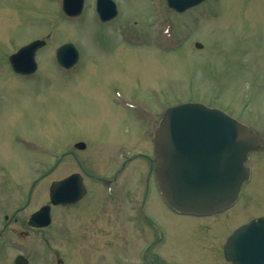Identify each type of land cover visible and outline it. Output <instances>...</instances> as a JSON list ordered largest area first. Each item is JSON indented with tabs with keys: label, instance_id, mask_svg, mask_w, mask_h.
Instances as JSON below:
<instances>
[{
	"label": "rangeland",
	"instance_id": "1",
	"mask_svg": "<svg viewBox=\"0 0 264 264\" xmlns=\"http://www.w3.org/2000/svg\"><path fill=\"white\" fill-rule=\"evenodd\" d=\"M117 2V18L103 24L96 0H85L78 17L62 12L63 0H0V166L10 170L4 196L15 187L16 177L29 174L32 154L15 142L18 134L45 142L76 137L92 147L102 142L105 149L126 138L127 110L114 99L117 87L123 90L124 99L132 93V109L149 110L152 102L159 101L166 109L202 101L245 121L264 136V0H205L181 14L158 11L163 5L167 7L166 0ZM48 34L49 46L37 56L39 70L29 77L13 73L8 56ZM126 40L132 45L130 49L122 46L121 41ZM66 42H74L81 51L78 64L68 73L59 68L53 53ZM198 42L202 48L196 46ZM35 154L43 158L39 152ZM247 164L251 178L226 216L230 232L253 216H264V148L250 154ZM69 166L61 164L39 181L38 206L45 201L43 187L66 175ZM123 201L121 195L117 200L118 260L108 263L110 249L94 254L93 248L99 247L93 245V264H130L128 246L132 242L129 244L128 223L121 218L128 214ZM96 204L93 200L90 209ZM157 213L168 230L167 249L175 251L182 264H194L190 249H181L175 242L176 232H183L174 226L192 219L165 208ZM68 216L64 207H54L52 225L32 236V246L21 248L31 264H56L55 250L66 264H84L78 251L80 223L74 214L68 226ZM133 237L136 251L132 252L138 262L141 236L135 232ZM102 243L106 245L105 237ZM18 251L0 241V264H13Z\"/></svg>",
	"mask_w": 264,
	"mask_h": 264
},
{
	"label": "flooded vegetation",
	"instance_id": "2",
	"mask_svg": "<svg viewBox=\"0 0 264 264\" xmlns=\"http://www.w3.org/2000/svg\"><path fill=\"white\" fill-rule=\"evenodd\" d=\"M167 9L160 7L157 10ZM118 14L105 23L116 19ZM48 42L49 40L36 50V59L39 52L49 46ZM121 42L125 48L130 49L132 47L127 40ZM59 47L53 49L54 57L59 68L68 73L78 63L68 69L62 67L57 60ZM37 66L35 72L28 74L11 70L18 76L29 77L39 70V64ZM122 91L121 88H115L113 96L117 101L116 103L127 110L124 122L127 123L128 135L118 143H112L111 146H108L110 149H105L106 145L101 144L102 142L92 147L89 142L76 137L57 142L50 138V141L45 142L36 141V139L25 137L22 134L15 136V142L26 151L31 152L32 158L29 174L25 175L24 178L16 177L15 187L6 196H4L5 181L8 180L10 170L6 165L0 166V241L9 248L18 249V253L23 252L21 248L32 246L33 240L35 242V239H31L32 236L52 225L51 223L46 227H38L31 223L32 215L42 206L50 204L51 187L56 180L76 175L78 185L85 189L84 195L74 203L63 207L69 213L68 226L72 225L74 214L77 223H80L79 226L82 231L79 234L80 249L78 251L81 254L82 263L93 264L90 261L93 245L99 247L93 248L96 250L94 254L100 251V254H105L104 251L110 249L111 258L108 263L112 260L117 262L118 243L116 234L119 220L117 200L122 195L123 202H126L128 214L122 215L121 218L125 217L128 223L127 234L128 237L131 236L129 244L132 242L128 246L130 255L132 254L130 264H182L176 257V252L167 249L169 245L168 230L159 221L157 215V211L161 208L168 209L171 214L176 216L192 219L185 225L177 224L174 226L183 232L182 235L178 233L179 231L176 232L175 242H178L181 249L182 246H185L186 251L190 249L189 254L194 256V264H232L227 259L225 245L232 233L226 216L234 205L212 214L198 216L178 213L166 203L154 175L155 161L153 159L154 134L166 110L165 103L162 101H159L158 104L152 102L149 110L132 109L130 107L135 100L134 96L132 93H128L124 99ZM2 95L3 93L0 92V98ZM35 152H39L43 158L37 157ZM65 163L72 165L69 166V172L59 179H52L47 182L43 187L44 193H41V197L45 201L38 206L40 200L39 181L53 174L57 167ZM134 163L137 165L130 170ZM100 165L104 166L101 171L102 166L99 167ZM40 171L43 174L38 175ZM93 200L98 204L90 209ZM109 201L111 202L108 204ZM124 203L121 204L123 207H125ZM32 206L36 207L31 209ZM54 207L52 205L51 212ZM28 208L31 210L28 211ZM87 210H90L89 213ZM78 212L81 214L78 215ZM84 212L85 216L83 217ZM262 216H253L250 220ZM135 232L141 236L142 242L141 247L136 252L140 256L138 262H135V256H133L136 251L134 248L136 245L132 241ZM104 237L107 239L105 246L102 243ZM46 242L49 243L48 240ZM62 262L61 259H58L57 264H62Z\"/></svg>",
	"mask_w": 264,
	"mask_h": 264
},
{
	"label": "water",
	"instance_id": "3",
	"mask_svg": "<svg viewBox=\"0 0 264 264\" xmlns=\"http://www.w3.org/2000/svg\"><path fill=\"white\" fill-rule=\"evenodd\" d=\"M203 0H167L177 11ZM84 0H63L69 15L82 12ZM98 10L107 20L117 13L112 0H99ZM43 40L22 47L10 56L16 71L33 72L37 68L36 50ZM198 47L202 44L197 43ZM58 59L66 67L78 60L72 43L61 46ZM259 133L220 108L202 102H184L166 109L154 139L155 174L168 203L187 214H207L231 206L250 177L246 162L249 153L261 148ZM76 176L57 181L51 188L54 204L74 202L83 195ZM37 219L42 222L37 224ZM51 221L50 206L42 207L32 222L45 226ZM226 256L233 264H264V217L239 226L229 237ZM14 264H30L18 255Z\"/></svg>",
	"mask_w": 264,
	"mask_h": 264
}]
</instances>
